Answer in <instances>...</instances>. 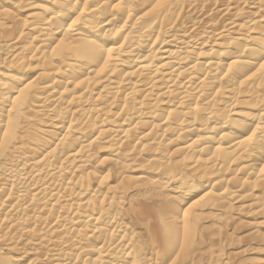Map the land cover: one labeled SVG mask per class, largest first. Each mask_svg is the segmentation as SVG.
<instances>
[{
  "label": "bare ground",
  "instance_id": "bare-ground-1",
  "mask_svg": "<svg viewBox=\"0 0 264 264\" xmlns=\"http://www.w3.org/2000/svg\"><path fill=\"white\" fill-rule=\"evenodd\" d=\"M6 1L0 264H264V0Z\"/></svg>",
  "mask_w": 264,
  "mask_h": 264
},
{
  "label": "rangeland",
  "instance_id": "rangeland-1",
  "mask_svg": "<svg viewBox=\"0 0 264 264\" xmlns=\"http://www.w3.org/2000/svg\"><path fill=\"white\" fill-rule=\"evenodd\" d=\"M14 1L15 0H7L6 3L1 4V6H7V7H14ZM27 14L26 11L24 10H18L16 13V18L21 21V18L24 19V16ZM4 52L0 50V55L3 56ZM0 67L5 69L8 67L7 63H4L3 60L0 59ZM257 195L263 196L264 197V191L262 190H257L256 192ZM232 208L233 210L230 211V213L226 214L224 216L227 219V222L230 223V227L228 230V233L231 234L234 238L238 239L239 241H243L244 237L246 235H249V230H247L243 225L245 222L249 220H256V221H261L264 220V209L260 211H248L244 205L245 203L243 201H235L232 202ZM211 216V213L207 212L204 214V217H209ZM260 232L264 234V228L260 229ZM255 239V238H253Z\"/></svg>",
  "mask_w": 264,
  "mask_h": 264
}]
</instances>
